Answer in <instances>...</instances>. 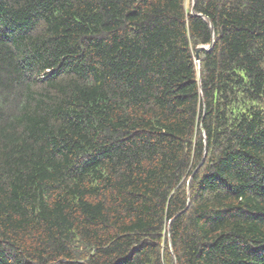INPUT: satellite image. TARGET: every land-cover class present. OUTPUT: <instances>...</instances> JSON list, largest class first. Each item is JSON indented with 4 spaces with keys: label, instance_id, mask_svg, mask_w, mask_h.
Wrapping results in <instances>:
<instances>
[{
    "label": "trees",
    "instance_id": "16d2710c",
    "mask_svg": "<svg viewBox=\"0 0 264 264\" xmlns=\"http://www.w3.org/2000/svg\"><path fill=\"white\" fill-rule=\"evenodd\" d=\"M0 264H264V0H0Z\"/></svg>",
    "mask_w": 264,
    "mask_h": 264
},
{
    "label": "water",
    "instance_id": "95a60500",
    "mask_svg": "<svg viewBox=\"0 0 264 264\" xmlns=\"http://www.w3.org/2000/svg\"><path fill=\"white\" fill-rule=\"evenodd\" d=\"M192 12H193V8H192ZM211 47V44H209V45H198L197 47H196V62H198L199 63V61H200V56H199V51L201 50V49H208V48H210Z\"/></svg>",
    "mask_w": 264,
    "mask_h": 264
}]
</instances>
